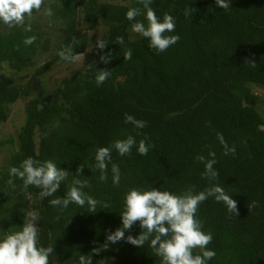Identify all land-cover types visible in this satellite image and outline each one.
I'll list each match as a JSON object with an SVG mask.
<instances>
[{"label": "trees", "instance_id": "trees-1", "mask_svg": "<svg viewBox=\"0 0 264 264\" xmlns=\"http://www.w3.org/2000/svg\"><path fill=\"white\" fill-rule=\"evenodd\" d=\"M50 7L51 17L63 23L54 55L22 85L0 74V123L7 121L10 105L34 93L16 135L18 149L10 150L0 169V237L22 228L25 214L35 212L38 247L54 248L50 264H79L80 255H92L93 264H161L150 242L137 247L124 239L109 243L99 254L92 252L122 227L125 194L153 188L181 195L219 185L237 201L239 215L233 216L212 197L200 204L196 218L202 231L212 234L207 249L216 253L208 264H264V116L252 91L264 88V0H231L228 9L218 8L215 0H153L151 7L161 22L165 13L175 19V31L166 35L179 36L159 54L148 39L130 38L133 23L147 27L143 14L134 21L125 17L129 8L144 12L138 0H53ZM188 7L197 11L185 16ZM37 13L34 10L33 16ZM83 25L85 32L80 34ZM101 26L105 30L100 39L107 46L100 50L95 45L88 55L89 32ZM31 27V32H24L0 23V65L22 72L34 57L50 50V38L38 26ZM31 35L37 40L26 47L23 40ZM117 36L124 37L123 44H116ZM65 48L80 54L84 62L46 94L40 77L63 61L58 52ZM128 49L132 58L125 60ZM108 54L110 61L101 62ZM250 60L255 67L247 63ZM101 69L111 75L97 86L94 76ZM126 114L147 126L137 129L125 123ZM217 134L235 147L234 153L223 154ZM128 135L137 142L131 154L120 156L115 149L111 153V163L121 172L119 186L112 183L111 163L107 182H101L100 172L93 169L96 149ZM145 137L149 152L141 156L137 147ZM7 141L12 145V139ZM210 152L215 153L214 169L219 173L213 181L202 176L204 162L196 159L203 156L207 162L213 158ZM29 157L51 160L70 173L53 196L42 197L34 186L24 189L18 178L14 188L8 185L9 169ZM80 165L84 168L76 176ZM76 178L87 180L90 187L83 191L99 201L95 213L87 205H50L51 199L66 195ZM254 201L250 211L247 206ZM141 231L137 222L125 230V238Z\"/></svg>", "mask_w": 264, "mask_h": 264}, {"label": "clouds", "instance_id": "clouds-1", "mask_svg": "<svg viewBox=\"0 0 264 264\" xmlns=\"http://www.w3.org/2000/svg\"><path fill=\"white\" fill-rule=\"evenodd\" d=\"M143 5L144 12L140 8H129L125 14L128 21H134L137 16L143 14L147 20V27L142 22L132 24V31L148 39L149 47L154 49L157 54L166 51L169 47L176 44L179 40L178 35H166L175 31V19L165 13L162 22L159 20L155 11L151 7L153 0H138ZM216 6L222 9L230 8L231 0H215ZM45 0H0V23L8 28H19L24 32H31V24H26V18H31L35 12H40L44 7ZM197 11L188 7L184 11L185 16ZM43 14L47 17L54 15L51 7H44ZM37 40V36H27L23 43L31 46ZM124 37L117 36L116 44H123ZM107 42L102 39L97 40L96 47L100 50L105 49ZM59 57L66 62H75L80 58V54H73L71 48H65L58 52ZM132 51L128 49L124 53V59L130 60ZM110 54L102 55L101 62L107 64L110 61ZM251 67H255L254 61L247 62ZM111 75V71L97 70L94 76L97 86L102 85ZM43 105H38L37 110H42ZM125 123L132 124L137 129L147 126V122L137 120L131 115H125ZM218 139L224 149V155L235 152V147H229L220 134ZM146 137L139 141L137 152L139 155H147L149 145L146 144ZM137 145L136 139L128 135L126 139H117L108 147H99L95 151V164L93 169L100 172L98 179L101 182L108 180V165L112 162V150L120 156L131 154L132 148ZM212 159L205 162L203 156L196 159L204 162L205 171L202 176L209 181L217 180L219 173L214 169L215 153L210 152ZM82 165L77 167L76 176H81ZM112 183L119 186L121 172L117 164L111 163ZM70 173L58 168L56 164L47 160L40 162L29 157L24 159L19 166L9 169L8 185L15 187L14 178L23 182V188L34 186L40 189L42 197H51L60 188ZM90 187L87 180L76 178L68 187L64 197H56L49 201L53 207L66 209L70 204H75L81 208L88 206V211L96 212L99 203L96 199L88 195L84 188ZM209 197L218 203H223L227 211L233 216L239 215L237 201L226 194L225 190L219 185L194 193L192 189L186 190L181 195H175L159 189L141 191L131 189L123 199V211L120 213L122 227L117 228L106 237V243L101 248H94L93 253L99 254L101 250L109 247V243L115 244L126 239L131 245L142 247L149 243V247L154 254L161 258V264H208L215 257L216 253L208 250L207 246L212 242L213 236L210 232L202 231V222L196 218L200 204ZM107 208L109 205H103ZM256 206L252 202L247 207L251 211ZM38 215L35 212H28L24 216V225L17 231L7 233L0 237V264H50L49 257L54 252V248L38 247ZM137 222L142 229L137 237L131 235L125 238V230H130ZM201 252L194 255V250ZM79 264H93L92 255H80Z\"/></svg>", "mask_w": 264, "mask_h": 264}, {"label": "rangeland", "instance_id": "rangeland-1", "mask_svg": "<svg viewBox=\"0 0 264 264\" xmlns=\"http://www.w3.org/2000/svg\"><path fill=\"white\" fill-rule=\"evenodd\" d=\"M100 2L110 1V0H99ZM53 0H46V6L50 7ZM43 11L32 16L30 19L26 18V22H31L43 31L46 37L50 38V50L38 54L33 59V64L28 69L18 72L13 70L8 66L7 63L0 65V74L12 80L14 84L22 85L29 78L35 68H38L45 64L55 53V48L59 43V37L61 36V28H63V23L59 20H55L52 17H47L43 14ZM86 26L83 25L80 34L85 32ZM104 27H99L96 30L89 32L90 41L87 54L91 55V50L94 49L98 38L102 36L104 32ZM129 34L131 39L140 37V34L134 33L132 27L129 28ZM93 52V51H92ZM90 58V56H89ZM84 62V58L80 57L75 62L61 61L57 62L50 67V69L40 77V83L46 94H51L57 86V83L70 75L73 70H76ZM253 93L259 97L258 109L264 116V88L253 87ZM34 96V93L26 96L25 98L18 99L15 103L10 105L8 119L6 122L0 123V169L5 166L6 160L10 154V150L18 149V142L16 140V135L22 128L25 119V106ZM8 139H12V145H9ZM99 264H110V261H103Z\"/></svg>", "mask_w": 264, "mask_h": 264}]
</instances>
